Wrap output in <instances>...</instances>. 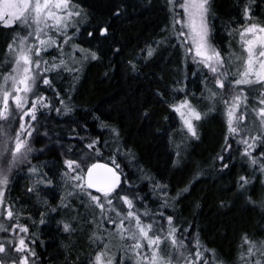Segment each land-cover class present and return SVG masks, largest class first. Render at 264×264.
I'll use <instances>...</instances> for the list:
<instances>
[{"label": "snow or ice", "instance_id": "snow-or-ice-1", "mask_svg": "<svg viewBox=\"0 0 264 264\" xmlns=\"http://www.w3.org/2000/svg\"><path fill=\"white\" fill-rule=\"evenodd\" d=\"M146 3L151 5L152 0ZM261 5L264 0L259 3L247 0L244 4L241 26L235 30L241 54L235 57L228 48L224 49L228 53L225 56L212 43L215 39L209 23L212 0H166L165 10L171 23L161 28V39L145 42L139 53L123 65L131 74L140 73L143 64L175 47L169 40L171 33L184 49L186 58L191 56L200 67L201 75L192 74L196 77L193 88L188 86L186 77L173 79L171 86H165L171 95L182 94L178 102L164 99L160 91L154 95L179 114L180 132L194 141L200 139V122L206 121L217 105L222 106L227 117L226 132L213 166L219 165L215 168L217 173L230 172L234 156L240 155L251 171L239 177L237 199L248 204L252 203L250 193L255 192L257 182L264 189V22H254L257 13L253 11ZM142 6L140 0H116L110 9V21L85 27L81 33V21L87 14L72 0H0V31H8L0 48V60L7 61V74L0 77L3 81L0 83V264H55L59 254L47 261L40 259L42 254L36 248L42 242L36 228L54 220L51 214L58 209L73 213L72 220L81 218L95 229L101 222L110 226L102 235H97L96 230L88 235L89 247L93 244L96 247L83 264H210L209 258L215 257V250L205 247L198 235H193V226L187 221L181 223L175 212L169 211L172 205L167 199L160 202L159 208L147 206L152 193L168 197L167 185L152 176L136 152L125 144L117 122L90 113L96 127L106 130L103 141L99 135H92L86 120L70 118L63 134L47 129L44 123L52 113L70 116L75 112L73 94L85 61L107 60L105 77L117 70L118 58L131 45L117 40L112 21H125L130 10L135 12ZM83 44L89 46L82 47ZM233 59H239L235 73L231 71ZM209 73L210 85L205 79ZM64 79L69 81L66 87L61 83ZM158 79L162 81L163 77ZM142 115L150 118L147 111ZM13 123L17 126L14 132ZM34 133L42 134L57 147L59 159L51 166L43 165L47 171L29 159L33 153L30 138ZM161 134L173 143L170 130ZM104 150L109 152L108 162L100 163ZM117 155L128 161L126 166L133 169L135 178L124 172ZM174 156L173 166L183 163L179 144L175 145ZM21 167L32 181L25 191L37 199L42 190L55 192L58 184L66 189L56 207L43 201L44 207L37 211L38 219L30 214L25 216L23 205L6 195L13 172ZM203 175V169L194 166L195 178ZM136 180L146 182L150 192L141 195ZM189 188L190 185L178 191L173 204ZM78 208L84 209L82 216ZM72 220H61L57 230L68 235L78 232L80 229ZM261 236H264V220L257 233L242 237L237 264H264ZM113 238L126 241V246L113 251L108 246ZM162 246L174 255L162 258ZM63 260L64 264H80L79 256L73 257L70 252Z\"/></svg>", "mask_w": 264, "mask_h": 264}, {"label": "trees", "instance_id": "trees-1", "mask_svg": "<svg viewBox=\"0 0 264 264\" xmlns=\"http://www.w3.org/2000/svg\"><path fill=\"white\" fill-rule=\"evenodd\" d=\"M78 4L87 14V18L81 21V33L85 27H95L101 22L111 20L110 9L116 0H72ZM143 5L131 12L130 17L122 22L112 21L117 40L131 47L124 49V56L118 58L116 71L105 77L108 71L107 60L85 61L80 74L77 91L73 94L75 112L70 116H57L50 114L44 121L46 128L55 129L63 134L67 128V121L71 119L86 120L89 131L92 135H99L103 141L107 135L106 130L96 127V122L90 113H94L101 119L109 122L115 121L122 130V140L132 148L144 167L150 169L152 176L167 185L168 197H161L160 194L152 193L146 202L149 208H159L160 202L167 199L172 205L169 211H174L180 218L181 223L187 221L193 226V235H198L199 242L209 249L215 250V257H210V264H237L240 247L243 243L242 237L258 232V226L264 220V189L257 182L255 192L250 193L252 203L248 204L244 200L237 199V181L241 175H249L250 169L245 166L239 154H236L230 164V172L217 173L214 165V157L220 152L223 143V134L226 132L225 113L221 107L216 106L213 117H211L203 129L200 131V139L187 146L186 151L181 156L183 163L173 166L175 145L183 143L184 136L180 132L181 121L178 113H174L167 104L154 95L156 91L164 93V99L170 102H178L182 94L171 95L165 90V86H171L173 79L186 77L188 86L193 88V73L197 77L201 75V69L196 65L192 57L187 56L182 47L169 34V40L175 47L162 51L152 60L143 64L140 73L131 74L125 70L124 61L132 55L139 53L145 42L161 39L163 33L161 28L168 27L171 23L167 16L166 0H152L151 5L146 0H140ZM247 0H214L212 2L211 26L212 36L215 38L212 43L227 56L225 48H230L229 32L231 36L236 35V29L241 26L243 20V6ZM259 3V0H256ZM257 13L255 20L264 22V5L253 8ZM246 24L247 21L245 20ZM10 31V30H9ZM23 35V33H19ZM8 31H0V48L3 47L4 37ZM79 43V40H77ZM88 47V44L81 45ZM117 59V58H113ZM7 61L0 60V77L6 75L5 67ZM232 71V70H231ZM233 72V71H232ZM67 77V73L64 74ZM210 73L205 79L210 77ZM163 77L161 81L158 79ZM68 79L61 83L66 87ZM209 85L211 84L208 79ZM0 83H3L0 78ZM227 91V89L225 90ZM199 93H197V96ZM147 111L150 118H145L142 113ZM168 117L167 120L164 118ZM5 127L8 125L5 123ZM13 132L17 130L15 123L12 125ZM166 130L171 131L173 143H169L167 135H162ZM49 136L52 132L49 131ZM54 138V137H53ZM33 153L29 159L33 165H52L59 159L57 147L42 134L30 138ZM49 148L52 149L49 151ZM43 149V152L41 151ZM108 150H104L99 161L107 163ZM117 162L130 177H133V169L126 166L128 161L121 155H117ZM200 166L204 175L200 179L194 176V166ZM32 181L28 179V173L21 167L13 172L6 195L14 198L23 205L24 215H31L33 219H38L37 211L44 207L43 201H47L51 207L59 204V197L66 192L62 185H57L55 192L42 190L38 193V199L31 194H27L25 189L31 186ZM141 195L150 192V186L146 187V182L136 180ZM189 191L181 199L173 204L176 193L186 186ZM27 202V203H25ZM73 205L76 201L73 200ZM19 206V205H18ZM144 209L141 208V212ZM80 214L82 212H79ZM54 220H48L44 225H38L36 235L42 242L36 251L41 255L42 261L59 254L60 259L55 264H64L63 257L69 252L73 257L79 256L80 264L93 252L96 247L93 244L89 247L88 235L96 230L97 235H102L107 227L102 222L98 229L89 225L83 219L72 220L73 213L63 209H58L52 213ZM82 216V215H81ZM61 220H72L80 229L71 235L59 232L57 225ZM264 239V236H261ZM107 242V241H105ZM126 246V241H121ZM75 245V247H71ZM65 246H68L67 248Z\"/></svg>", "mask_w": 264, "mask_h": 264}, {"label": "rangeland", "instance_id": "rangeland-1", "mask_svg": "<svg viewBox=\"0 0 264 264\" xmlns=\"http://www.w3.org/2000/svg\"><path fill=\"white\" fill-rule=\"evenodd\" d=\"M213 1H214V0H212V2H213ZM255 21H257V20H254V22H255ZM228 42H230V48H228V49H230L231 53H233L235 57H239L240 54H241V48H240V45H239V37L237 36V34H236V35L233 34L232 36H230ZM227 55H228V54H227ZM190 57H191V56H190ZM192 60H193V59H192ZM238 68H239V59H233V60H232V69H231V70L233 71V73H235V72L238 70ZM198 96H199V95H198ZM190 99H191V98H190ZM192 102L195 104V103H196V100L193 99ZM199 107H203V105H199ZM217 107H221V105H217ZM221 108H222V107H221ZM214 114H216V113L213 112V113L211 114V116H210L206 121H201V122H200L201 125L204 126V124H206V123L208 122V120H209L211 117L214 116ZM225 117H226V115H225ZM202 126L199 128V131H201V130L203 129ZM194 142H196V141L191 140V139H189V138H187V137H184V138H183V143L181 144V150H183V151H182V154L185 152V148H187L188 145L193 144ZM31 184H32V183H31ZM78 211H79V212H82L81 215H83V213H84V209H83V208H78ZM106 243H107V242H106ZM121 245H122V243H120V239H119V238H113V239L111 240V242L108 244L109 248L113 249V251H115V250H116L117 248H119ZM160 254H161V257H162V258H167L168 256H172V255H174V253H173L170 249L164 248L163 246H162V248H161V253H160Z\"/></svg>", "mask_w": 264, "mask_h": 264}, {"label": "water", "instance_id": "water-1", "mask_svg": "<svg viewBox=\"0 0 264 264\" xmlns=\"http://www.w3.org/2000/svg\"><path fill=\"white\" fill-rule=\"evenodd\" d=\"M100 163H105V162H102V161H99ZM111 166V165H110Z\"/></svg>", "mask_w": 264, "mask_h": 264}]
</instances>
